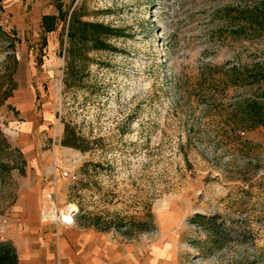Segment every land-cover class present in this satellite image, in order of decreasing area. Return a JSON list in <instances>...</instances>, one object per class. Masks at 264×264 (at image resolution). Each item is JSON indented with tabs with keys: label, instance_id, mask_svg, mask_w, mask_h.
<instances>
[{
	"label": "rangeland",
	"instance_id": "374dc122",
	"mask_svg": "<svg viewBox=\"0 0 264 264\" xmlns=\"http://www.w3.org/2000/svg\"><path fill=\"white\" fill-rule=\"evenodd\" d=\"M261 1L88 0L87 19L110 8L127 35L66 89L62 26L42 28L56 0H0V242L45 178L79 225L144 237L176 264H264V127L238 141L222 116L258 91L222 75L264 65V33L237 32L228 8ZM66 124L81 148L62 143ZM149 212L151 230L126 233Z\"/></svg>",
	"mask_w": 264,
	"mask_h": 264
},
{
	"label": "trees",
	"instance_id": "16d2710c",
	"mask_svg": "<svg viewBox=\"0 0 264 264\" xmlns=\"http://www.w3.org/2000/svg\"><path fill=\"white\" fill-rule=\"evenodd\" d=\"M87 3L88 0H71L67 6L62 0H56L57 13L44 14L42 17V28L45 32L57 31L62 26L61 46L66 62L64 76L66 89L85 87L90 76L91 64L98 63L92 53L123 51L118 41L127 35L125 28L113 21L105 20L114 13L110 8L95 9L91 12L94 19H87L86 17L90 15ZM228 12L233 14L232 19L236 23L237 32L248 25L254 31L264 33V0L244 10L230 6ZM44 43H47V39ZM239 74L238 76L223 74L222 78L233 85L246 83L251 87H258L256 94L235 100L231 112L222 114L232 128L231 132L237 136L238 141H241V133L264 127V65L260 62L252 66L247 65ZM80 139L82 137L75 127L66 124L62 143L81 148L78 144ZM99 224L96 222L94 225L99 228ZM125 226L128 227L126 233L129 235L151 230L154 227L152 212H149L145 220L132 218ZM0 264H18L17 250L9 240L0 242Z\"/></svg>",
	"mask_w": 264,
	"mask_h": 264
},
{
	"label": "crops",
	"instance_id": "0c3cea01",
	"mask_svg": "<svg viewBox=\"0 0 264 264\" xmlns=\"http://www.w3.org/2000/svg\"><path fill=\"white\" fill-rule=\"evenodd\" d=\"M44 179L28 183L4 227L3 239L14 244L18 264H176L162 249L151 250L144 237L64 223L59 213L66 209L59 207L56 192L43 189Z\"/></svg>",
	"mask_w": 264,
	"mask_h": 264
},
{
	"label": "built area",
	"instance_id": "2783aa9c",
	"mask_svg": "<svg viewBox=\"0 0 264 264\" xmlns=\"http://www.w3.org/2000/svg\"><path fill=\"white\" fill-rule=\"evenodd\" d=\"M63 175V176H62ZM62 177H67L69 176V172H65L63 171L62 173ZM54 214L57 216L58 215V210L54 211ZM60 215V219L64 222V223H67V224H74L75 221H76V218H75V213L73 211H70V210H65L64 213H59ZM47 217L50 216L49 213L46 214ZM58 217V216H57Z\"/></svg>",
	"mask_w": 264,
	"mask_h": 264
},
{
	"label": "bare ground",
	"instance_id": "6f19581e",
	"mask_svg": "<svg viewBox=\"0 0 264 264\" xmlns=\"http://www.w3.org/2000/svg\"><path fill=\"white\" fill-rule=\"evenodd\" d=\"M70 210H75L77 206L75 204H70L69 205Z\"/></svg>",
	"mask_w": 264,
	"mask_h": 264
}]
</instances>
